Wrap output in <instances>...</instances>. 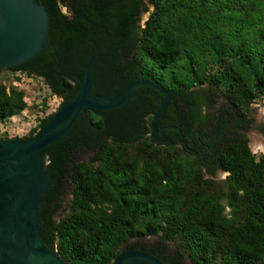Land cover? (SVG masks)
<instances>
[{
    "label": "trees",
    "instance_id": "trees-1",
    "mask_svg": "<svg viewBox=\"0 0 264 264\" xmlns=\"http://www.w3.org/2000/svg\"><path fill=\"white\" fill-rule=\"evenodd\" d=\"M37 1L49 14L50 45L5 68L16 80L41 78L65 104L96 43L93 88L116 99L141 75L152 79L171 94L157 135L175 126L162 141L150 134L164 95L140 85L127 105L83 109L45 149L57 182L44 193L40 228L57 254L110 264L131 240L159 236L195 264H264V155L256 157L246 134L252 103L264 101V0ZM148 61L179 77H155ZM28 107L24 89L0 81V121ZM51 116L28 135L0 139L34 138ZM79 147L93 154L72 162ZM219 169L229 174L214 177ZM65 177L73 198L57 220Z\"/></svg>",
    "mask_w": 264,
    "mask_h": 264
},
{
    "label": "water",
    "instance_id": "water-1",
    "mask_svg": "<svg viewBox=\"0 0 264 264\" xmlns=\"http://www.w3.org/2000/svg\"><path fill=\"white\" fill-rule=\"evenodd\" d=\"M48 29L49 14L43 3L0 0V70L21 65L41 53L48 45ZM101 50L95 43L84 78L75 76L79 82L76 95L52 113L34 138L0 139V264H75L63 260L44 239L40 210L46 202L45 191L57 182L56 176L48 175L44 151L69 132L83 109L101 111L127 105L135 89L147 85L164 95L152 119V136L162 141L165 129L175 127L167 126L161 136L156 134L154 122L169 105L171 94L152 79L141 75L116 99L93 88L96 56ZM110 264L165 263L154 253L136 247L122 249Z\"/></svg>",
    "mask_w": 264,
    "mask_h": 264
},
{
    "label": "rangeland",
    "instance_id": "rangeland-1",
    "mask_svg": "<svg viewBox=\"0 0 264 264\" xmlns=\"http://www.w3.org/2000/svg\"><path fill=\"white\" fill-rule=\"evenodd\" d=\"M152 10V7H150ZM66 12V8H63ZM149 16V12L142 14V22L146 21ZM150 72L158 77L164 74L165 80H170L178 75V71L174 75L170 69L161 70L155 66L151 61H148ZM21 77L20 80H16L15 75L7 69L0 70V81L5 82L7 85L16 84L26 92V100L28 101L29 107L24 110L21 114L13 116L12 118L0 121V138H13L15 136H25L30 133L34 128L39 130V124L42 118L54 113L58 107L62 104V99L54 94L50 88L43 82L41 78L28 76L25 73H18ZM179 77V76H177ZM176 77V78H177ZM207 84L200 86L205 88ZM45 102V106H44ZM216 108V107H215ZM250 116L253 119L251 128L247 132L249 138V144L251 149L257 158L264 155V151L257 148L254 144L253 134H257L264 139V101L258 99L252 103L250 107ZM92 151L87 147H79L72 154V162L88 160L92 156ZM228 174L218 170L214 177L218 179L225 178ZM210 176V174H208ZM59 198L62 201V207L56 216V219H60L66 210L69 208L70 202L73 198V187L68 177H65L59 185L58 189ZM146 245L149 247L164 246L166 247V255L173 257L177 255V250L172 242H163L159 236H149L147 238H135L129 242V245ZM183 264H195L192 261L185 259L181 260Z\"/></svg>",
    "mask_w": 264,
    "mask_h": 264
},
{
    "label": "flooded vegetation",
    "instance_id": "flooded-vegetation-1",
    "mask_svg": "<svg viewBox=\"0 0 264 264\" xmlns=\"http://www.w3.org/2000/svg\"><path fill=\"white\" fill-rule=\"evenodd\" d=\"M38 2H40V1H38ZM40 3H42V2H40ZM63 8H66V12H68V13H71V10L68 8V7H66V6H64ZM47 34H48V45H47V47L45 48V49H47L48 47H49V45H50V33H49V29H48V32H47ZM44 49V50H45ZM43 50V51H44ZM26 63V62H25ZM25 63H23V64H21V65H18V66H16V67H12V68H17V67H21L22 65H24ZM10 68V67H9ZM154 125H155V123H154ZM165 127H163L159 132H160V135H158V136H161L162 135V131H163V129H164ZM158 128L155 126V131H156V134H157V132H158ZM249 132V131H248ZM151 135H152V130H151V133H150ZM183 137V139L185 138L184 136H182ZM191 138H193V135H191L190 136ZM165 138V137H164ZM163 138V139H164ZM162 139V140H163ZM193 142V141H192ZM219 170H221V169H219ZM221 171H223V170H221ZM217 172H218V170L216 171V173H215V175L217 174ZM224 172V171H223ZM44 205V204H43ZM43 207V206H42ZM41 210H42V208H41ZM41 210H40V213H41ZM45 239V238H44ZM50 244V243H49ZM136 247H141L143 250H145V251H148V252H151V253H154L158 258H160L162 261H164V263L165 264H183V263H181V260H185V259H179L178 258V255H174L173 257H171L170 259H169V257L166 255V247H164V246H156V247H149V246H146V245H126V246H124V248L123 249H125V248H136ZM178 260H180V262L178 261Z\"/></svg>",
    "mask_w": 264,
    "mask_h": 264
},
{
    "label": "bare ground",
    "instance_id": "bare-ground-1",
    "mask_svg": "<svg viewBox=\"0 0 264 264\" xmlns=\"http://www.w3.org/2000/svg\"><path fill=\"white\" fill-rule=\"evenodd\" d=\"M253 138H254L255 146L261 149L262 151H264V139H262L260 136H258L255 133L253 134Z\"/></svg>",
    "mask_w": 264,
    "mask_h": 264
}]
</instances>
